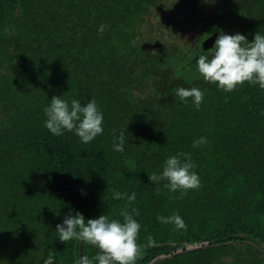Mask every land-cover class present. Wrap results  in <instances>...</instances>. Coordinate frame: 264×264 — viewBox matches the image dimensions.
Returning <instances> with one entry per match:
<instances>
[{
  "label": "trees",
  "instance_id": "1",
  "mask_svg": "<svg viewBox=\"0 0 264 264\" xmlns=\"http://www.w3.org/2000/svg\"><path fill=\"white\" fill-rule=\"evenodd\" d=\"M179 14L194 23L184 29ZM220 31L264 33V0H0V264L94 256L86 242L59 241L56 225L76 212L122 220L132 208L133 264L205 245L158 264H264V90L224 92L200 77L196 59ZM179 87L203 92L199 108L176 97ZM53 96L94 98L102 134L88 143L51 134L42 109ZM120 130L123 152L112 147ZM177 153L200 180L183 194L148 177ZM114 189L136 198L113 200ZM177 214L182 228L157 219Z\"/></svg>",
  "mask_w": 264,
  "mask_h": 264
},
{
  "label": "clouds",
  "instance_id": "2",
  "mask_svg": "<svg viewBox=\"0 0 264 264\" xmlns=\"http://www.w3.org/2000/svg\"><path fill=\"white\" fill-rule=\"evenodd\" d=\"M103 29L104 26L101 25L98 31ZM206 52L207 54H200L196 59V71L204 81L215 84L217 89L224 92H230L245 82L258 85L264 90V33L257 31L249 41L239 32L227 34L220 31L213 46ZM175 95L182 103H187V98L190 97L196 108H199L203 99V92L196 87H179L175 90ZM42 110L45 116L44 127L53 135L59 136L67 131L78 137L80 143H88L103 132V113L94 98L82 105L75 98L67 100L61 96H53ZM126 136V130L118 133L114 131V151H124ZM206 142V138L201 136L193 141V147ZM194 168L195 164L189 154L177 153L165 159L159 174L153 173L148 177L151 182L166 181L163 184L165 189L171 192L179 190L183 194L189 189L199 187V176ZM111 196L113 200L126 199L131 203L135 200L136 193L114 189ZM137 215L139 213L135 208L131 212L122 209V220L109 219L104 214L86 219L76 212L67 215L62 223L57 224L55 231L58 234L57 239L63 243L75 239L96 248L94 256L80 255L75 264H133L140 247L137 235L141 225L135 219ZM157 219L162 223H173L177 228L184 227L178 214L159 216ZM152 244L153 240L149 236L148 246ZM55 259L49 253L42 259V264H54Z\"/></svg>",
  "mask_w": 264,
  "mask_h": 264
},
{
  "label": "rangeland",
  "instance_id": "3",
  "mask_svg": "<svg viewBox=\"0 0 264 264\" xmlns=\"http://www.w3.org/2000/svg\"><path fill=\"white\" fill-rule=\"evenodd\" d=\"M208 13V11H206L204 14H202L199 18H198V22L199 23H197V25H196V28H195V30L194 31H192V29L190 28L189 29V31H187L188 32V36H189V38H193L194 36H195V33H198L202 28H203V26H204V23H205V21L207 20V19H204V15L205 14H207ZM180 18L179 19H181V21L183 22V28L184 29H187L188 27H189V25H191V23H194V21H195V18H193L192 17V19H189L187 16V18H184L185 17V15L183 16V15H178ZM183 16V17H182ZM184 18V19H183ZM151 22H152V24L154 25L155 23V25H158V20H156V18L154 17V16H152V18H151ZM188 20V21H187ZM166 26V25H165ZM168 42H170L171 40H167ZM233 260H234V258H231V259H227V260H225L222 264H234V262H233Z\"/></svg>",
  "mask_w": 264,
  "mask_h": 264
},
{
  "label": "water",
  "instance_id": "4",
  "mask_svg": "<svg viewBox=\"0 0 264 264\" xmlns=\"http://www.w3.org/2000/svg\"><path fill=\"white\" fill-rule=\"evenodd\" d=\"M215 39H216V36H213L212 38L208 39V40L204 43V45L207 46L209 43H210V44H211V43H214ZM210 44H209V45H210ZM80 246H81V244H80ZM207 247H208V245H205V246H202V247H199V248L188 249V250H186L185 252H186V253H187V252H194V251L200 250V249H202V248H207ZM185 252L180 251V252L174 253V254H172V255H170V256H168V257H161V258H158V259H156L154 262H152L151 264H158V263H160V262H162V261H164V260H166V259H169V258H173V257L179 256V255H181V254H183V253H185ZM80 255H81V249L79 250V256H80Z\"/></svg>",
  "mask_w": 264,
  "mask_h": 264
}]
</instances>
